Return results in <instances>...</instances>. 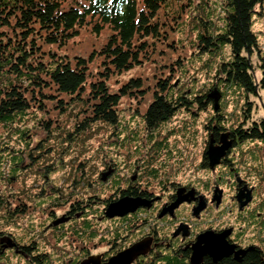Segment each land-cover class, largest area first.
<instances>
[{
    "label": "trees",
    "instance_id": "1",
    "mask_svg": "<svg viewBox=\"0 0 264 264\" xmlns=\"http://www.w3.org/2000/svg\"><path fill=\"white\" fill-rule=\"evenodd\" d=\"M66 1L69 3L65 4ZM168 1L0 0V129L3 131L0 134V184L8 188L5 192L0 190V264H10L7 252H11L17 260L22 259L24 262L21 264H81L91 253L88 246L94 241L107 246L108 250H114L133 238L145 236L147 232L157 239L166 237L165 218L160 219L166 212L162 214L160 211L157 216L153 210L148 212L146 209L149 206L144 205L122 216L108 217L106 208L122 197L146 199L143 195L165 194L178 182L192 181L191 178L180 181L170 170L168 160L172 159V154L178 157L180 151L176 142L169 143V135L177 129H172L169 135L164 133L160 136L159 128L170 121L180 108L189 111L197 106L204 110L207 104L212 108V117L209 116L205 125L204 140L208 141L204 142L201 166L216 172L213 185L217 186L213 195L218 185H225L226 180H237V177L231 176L238 174V171H234L235 155L243 154L241 146L245 142L260 143L264 153V117L246 124L252 111L249 96L258 95L259 88H264V55L259 36L253 28L254 17L262 14L264 0H223L219 22L214 26L203 23V29L199 28L196 35L198 55H216L211 68L205 62L201 63L203 73H214L216 83L211 89L195 90L187 95L185 91L177 92L173 88L174 74L158 78L153 90H150L152 98L141 117L146 141L141 138L144 141H137L139 146L136 147H127L124 141L115 146L114 149H122L123 152L116 151V159L101 161L102 169H95L96 177L92 182L90 176L86 181L85 168L81 171L80 180L72 175L74 187L69 191L64 189L61 192L55 181H47L51 185V196L45 188L46 183L38 185L39 194L33 193V187L29 191L22 189L16 195L10 191L11 183L19 182L24 149L29 147V141L18 149H13L7 143L13 136L22 140L27 136L30 129L29 112H34V116H49L47 119L40 118L39 124L51 132L52 114H66L70 110L75 117L72 124L74 132L71 134L65 127L60 138L76 147L94 124L117 128L121 97H144L147 86L139 78L130 79L119 91L110 90L107 82L113 73H122L142 62L143 53L151 49L146 41L148 37L157 40L165 37L163 30L171 20L167 11ZM179 13L176 9V14ZM204 13L207 16L208 9ZM177 16L172 15L171 18ZM95 17L94 31L99 32L103 26H108L112 32L101 50L96 52L102 59L101 71L88 81L90 72L87 62L92 60L94 53L88 59L78 56L72 61L66 53L55 50L52 45L57 49L65 47L71 38L79 34V29ZM253 54L258 57L259 79L254 74ZM181 60L179 58L177 62L182 69L184 64ZM214 89L219 96H230L229 92H233L244 99L239 125H226L228 115L222 111L221 100L215 103L212 96ZM211 133H214L216 140L219 139L220 144L224 134L230 142L226 157L213 166L207 154ZM133 139L137 140L139 136ZM247 149H250L249 145ZM131 154L137 158L133 162L130 160ZM35 155L29 153V160H33ZM250 158L253 157L248 154V164L252 162ZM60 160L53 162L55 166L62 163V156ZM239 171L242 174L243 171ZM260 175L264 178V166ZM243 179L242 183L247 182ZM80 182L84 187L80 186ZM232 198L238 201L236 196ZM146 200L151 203L154 198ZM246 204L239 207L243 208ZM38 206L48 211L49 220L39 228L31 218L24 224L26 216L30 217ZM56 208L65 211L59 216L55 214ZM224 208H220L222 212ZM206 216L202 217L199 227H209ZM226 228L230 229V233L233 230L229 226ZM205 230L214 231L213 228ZM220 230L215 232L223 231ZM8 238L12 242L10 247L4 241ZM234 244L245 250L239 259L234 254L217 262L203 257L198 264H264V250L261 247ZM183 248L184 245L165 247L159 244L151 252V257L139 259L135 264H192L191 253ZM55 254L56 260L53 259Z\"/></svg>",
    "mask_w": 264,
    "mask_h": 264
},
{
    "label": "rangeland",
    "instance_id": "2",
    "mask_svg": "<svg viewBox=\"0 0 264 264\" xmlns=\"http://www.w3.org/2000/svg\"><path fill=\"white\" fill-rule=\"evenodd\" d=\"M222 2L223 0H169L167 2V7L169 8L167 11L171 20L168 22L169 26L163 30L165 37H161V40L148 37L146 41L151 45V49L147 53H143L142 62L122 73H113L108 79L107 84L112 91H119L121 86L133 78L141 79L143 85L147 86L146 88L144 87L146 92L142 99L129 95L121 97L118 105L119 125L117 128L101 123L94 124L91 130L80 139L83 141L75 147L72 144L61 141L60 138L61 133H64L63 128L65 127L71 134L74 132L72 130L74 129L72 126L75 119L74 113L70 112V110H67L66 114L57 115L53 113L51 118L52 130L49 132L42 124H39L41 122L39 121L40 118L44 117L47 119L49 116L44 114H36L34 116V112H29L27 117L30 129L27 136H24L23 140L13 136L7 143L13 149H18L19 146L23 147L24 142L29 141V147L24 149L25 156L20 166L19 182L11 183L10 191L16 195L22 189L29 191L33 187V193L39 194L38 185L46 183L45 188L49 193L48 195L51 196V185L47 181H55L61 192L64 189L69 191L74 187L72 186L73 181H71L72 175H76V177H79L77 179L80 180L81 171L85 168L87 170L85 179L87 181L90 176L92 182L93 177H96L95 169L102 167L101 161L108 162L110 159H116L118 157L116 151L123 152L122 149H114L115 146L120 145L124 141V145L127 147H136L139 146L137 141H146V136L143 132L144 123L141 117L152 98L150 90H153L158 78H166L168 75L174 74L173 88L177 92L180 90L182 92L185 91L187 95L195 90L205 91L207 88L211 89L213 84L216 83L214 73H203L201 63L205 62L206 66H212L216 55L202 54L199 56L195 47V43H197L196 35L199 28L203 29V23L206 26H214L219 22L220 12L224 5ZM67 3L69 1H66L65 4ZM176 9L180 11L179 14H176ZM207 9L208 13L206 16L204 11ZM172 15L179 16L171 18ZM254 19L253 28L259 36L261 52L264 55V7L262 14L259 17H254ZM95 20L96 17L81 27L79 34L71 38L65 47L57 49L56 46L52 45L55 50L66 53L72 61L78 56L88 59L89 55L94 53L92 60L87 62L90 72L88 81L94 79L97 72L101 71L102 59L97 56L96 52L101 50L112 32L108 26H103L99 32L94 31L92 27ZM226 48L229 50L227 46ZM227 53L228 51L226 50V55ZM179 58L182 59L181 62L184 64L182 69L177 62ZM251 61L254 74L259 79L260 69L256 54L252 55ZM229 95L226 96L224 94L218 98V102L221 100L223 104V113L228 115L226 121L228 127L240 124L241 107L244 103V99L242 97L241 99L238 98L237 94L229 92ZM249 101L252 103V111L250 120L246 124L264 117V88H259L258 95L249 96ZM211 115L212 108L210 104H207L204 110L197 108V106H194L189 111L180 108L170 121H167L159 128L161 137L164 133L169 135L172 129H177L175 133L169 135V143L174 144L176 142L180 151L178 152V157L172 154V159L168 160L171 172L176 174L177 179H180V181L191 178L200 195H206L207 197L212 193L216 172L209 171L207 168L204 169L201 166V158L205 149L204 142L208 141V139L204 140L206 136L205 125ZM55 119L56 121L53 122ZM54 125H59V127L57 128ZM1 133H3L2 129H0ZM182 133H184V136ZM136 135L139 136V139L134 140L133 137ZM245 143L241 146L243 154L236 153L235 155L236 167H234V171H238L236 172L238 174L237 176L235 174L230 175L234 178L242 179L241 177H243L247 180L249 184L247 188L251 193V195L249 193L251 200L243 208H240L238 201L232 200L236 193L234 185L236 181L234 180V183L231 180H226L227 183L221 185L224 189L222 206L219 205L218 210L213 206H209L204 214H207V225L213 227V229L220 230L226 226L232 227L233 232L230 238L234 243H238L241 246H259L264 250V178L260 175L264 166V153L260 143ZM248 145L250 149H247ZM29 153L36 154L33 160H29ZM248 154L253 157L250 158L252 162L249 164L247 162L249 159L246 161ZM39 156H41L40 160ZM60 156H62V163L55 166L53 162L60 160ZM129 156L132 162L137 159L132 154ZM239 170L243 171L242 174ZM157 171L160 174L159 168H157ZM44 176H46V179H44ZM227 178L230 179L231 177ZM206 183L208 185L205 186ZM83 185L80 182V186L84 187ZM6 188L4 184H0L1 191L5 192ZM242 200H244V196ZM212 202L215 203V201ZM223 207L225 208L222 212L221 209ZM64 211V209L56 208L55 214L61 216ZM49 217L48 211L38 206L36 210L30 213V217L26 216L24 224L30 221L31 218L32 223L39 228L44 225V222L49 220ZM62 245V243L59 244L60 249ZM88 247L91 249L90 254L108 251L107 246L100 245L95 241L90 243ZM7 256L10 257V264H16L17 261L19 264L24 262L22 259L17 260L11 252H7ZM53 259L56 260V254Z\"/></svg>",
    "mask_w": 264,
    "mask_h": 264
},
{
    "label": "flooded vegetation",
    "instance_id": "3",
    "mask_svg": "<svg viewBox=\"0 0 264 264\" xmlns=\"http://www.w3.org/2000/svg\"><path fill=\"white\" fill-rule=\"evenodd\" d=\"M211 136L213 138L212 139V145L217 146V145H221L223 142L221 141V144L219 143V139L216 140L214 133H211ZM230 150L227 148L224 151V155L221 158V162L223 161V159L226 157V154L229 152ZM220 162V163H221ZM243 179V178H242ZM242 179H239L237 177V183L235 184V190L236 193L234 195V197L236 196V194H238L239 192H242L245 195H249L250 191L248 190L247 187H249L248 183L246 181H244V183H242ZM217 185L213 186L212 189V193L210 194L209 197H207L206 195L201 196L199 191L197 190V188L195 187V185L193 184L192 181H186V182H178L177 184H174L172 189L170 191H168V193L165 194H155L153 196L151 195H143L146 199H152V197L154 198L153 202L151 201V203L149 202V204L147 206H149L146 210L148 212L150 211H154V213L157 214L160 213V211H163V209H165V207H167L168 205H170L171 203H173L175 201V199L177 198V196L179 195L180 197H186V200L183 201L182 203L179 204V206L177 208H175L173 211H167L166 214H163L161 216L160 219L165 218V230H167V232L165 233L166 237L164 236L162 238V240L160 239V237H154L151 235V233L147 232L145 236L143 237H139L136 239H132L131 241H129L126 245L122 246V247H118L114 250H108V251H101L98 254H88L86 256V259L89 258H95L97 261H88L87 264H95V262H98L99 264H104L106 263L110 257L115 256L118 252L122 251V250H130L132 248V250L135 249V253L131 254V262L129 264H135L136 261H138L139 259H144L145 257H151L152 254L151 252L153 250H155L157 248V246L159 244H163L165 247L169 246V245H177V246H181L184 245V250L186 252H189V254L191 253V248L190 246L192 245V243L196 240V236L200 233L205 231L206 228H213V227H199L200 223L202 222V217H205L207 214H204L205 211H207L209 206H213L215 209L219 208V205L222 204L223 201V196H224V189L222 186H219V189H221V199L219 204L217 205L216 202H212L211 197H213V190L214 187ZM215 193H219V190H215ZM119 195V194H118ZM251 195V193H250ZM133 196V195H132ZM135 196V195H134ZM120 197V196H118ZM245 199V197H244ZM251 200V198H250ZM200 201H203L205 204V207L200 211L199 214H196L195 210L199 204ZM181 212L184 214V216H182ZM193 215V216H192ZM199 227V228H198ZM227 229L226 227L223 228ZM218 229H214V231ZM222 230V229H221ZM220 230V231H221ZM233 230L231 231V233L229 234V236L227 237V240L229 241V243L234 244V241H232V239L230 238L231 234H232ZM141 243V245H135V244H139ZM237 245H239L238 243H236ZM235 245V244H234ZM240 246V245H239ZM241 250L238 248V246L236 247L235 245V250ZM209 257L208 255L204 256V258ZM93 262V263H92Z\"/></svg>",
    "mask_w": 264,
    "mask_h": 264
},
{
    "label": "water",
    "instance_id": "4",
    "mask_svg": "<svg viewBox=\"0 0 264 264\" xmlns=\"http://www.w3.org/2000/svg\"><path fill=\"white\" fill-rule=\"evenodd\" d=\"M213 98L215 99V103H217L219 98V93L216 91V89L213 90L212 94ZM222 144L214 146L212 145V140L209 143L207 154L209 158V163L211 166L218 163L220 158L224 155V151L230 146L229 140H227V135H222ZM105 178V175H104ZM219 190V193H215L212 197V201H215L218 205L221 199V189L216 188L215 190ZM243 196L245 199L243 201ZM237 200L240 202V205L246 204L250 200L249 195H245L242 192H239L236 194ZM186 200V197H180L179 195L175 199L173 203L165 207L163 209L162 214L167 211H173L176 207L179 206L180 203ZM149 201L142 198H133V197H122L114 202H111L107 208H106V215L108 217H114V216H122L128 212H132L136 210L139 206L148 205ZM205 207V204L203 201H200L195 212L196 214H199L200 211ZM60 221V220H58ZM230 234V229H225L221 232H215L213 230H205L201 233H199L196 236V240L192 243L190 246L191 248V254H190V262L192 264H198L202 261L203 257L208 255L214 262H217L221 260L224 257H228L231 254H234V257L239 259L240 254H244L245 250L236 251L235 245L232 243H229L227 240V237ZM6 241L7 246H12L11 240L4 239ZM135 245H141L135 244ZM136 251L135 249L132 250H122L118 252L115 256L110 257V259L104 263V264H129L132 260L131 254H134ZM97 261L95 258H89L84 260L81 264H87L88 261ZM93 263V262H92ZM95 264H99L98 262H95Z\"/></svg>",
    "mask_w": 264,
    "mask_h": 264
}]
</instances>
